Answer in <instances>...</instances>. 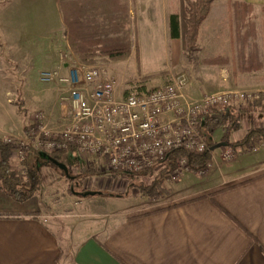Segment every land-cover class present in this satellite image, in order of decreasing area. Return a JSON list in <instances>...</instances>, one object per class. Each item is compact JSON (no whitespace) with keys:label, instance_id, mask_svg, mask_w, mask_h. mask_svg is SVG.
<instances>
[{"label":"crops","instance_id":"0c3cea01","mask_svg":"<svg viewBox=\"0 0 264 264\" xmlns=\"http://www.w3.org/2000/svg\"><path fill=\"white\" fill-rule=\"evenodd\" d=\"M179 1L173 4V0H166L164 6L163 31L167 41L179 40L183 35L185 37L186 30L182 28L179 17ZM218 1L213 2L210 14ZM57 2L59 31L63 36L59 33L47 37L40 50L36 51L33 47L32 54L26 55L28 67L34 71L39 68L38 85H45L46 81L39 75L44 70L52 69L48 67L55 65L56 69L60 67L66 72L67 65L62 62L63 53L70 51L77 55L70 43V29L65 17L69 16L76 26L84 27H109L114 25L116 18H121V23L129 26V40H134V34L137 36V47L132 48L133 56L134 51H140L138 42L154 30L151 24H158V16H161L157 0ZM227 3L232 12L236 51L234 54L224 52L207 60L211 65H220L226 70L232 66L236 72L234 74L249 75L254 83L248 88L263 91L264 69L244 72L239 61L251 56L264 61V50L259 46L262 40L259 23L263 25L264 22L259 17L264 13V0H227ZM233 3L246 4L250 15L246 19L235 17ZM173 15L177 16L178 37L172 34ZM134 17L135 32L131 29ZM206 20L201 27L199 40ZM245 23L250 27L237 26ZM111 32L116 30L112 28ZM19 58L16 70H20ZM0 73L3 83L1 65ZM31 78L29 73V103L36 104L37 99L42 97L35 90L36 84L31 83ZM59 105L58 97L54 99L52 109H49L50 116L47 113L54 123ZM52 122L49 120V125ZM253 153L256 154L252 156ZM37 154L45 162H52L50 154ZM213 164L216 170L212 172V185L207 192L171 204L166 202L168 197L163 198L141 212L125 217L111 216L85 231L77 229V222L71 227L67 238L61 236L58 216L49 219L36 197L18 201L0 190V264H264V145L230 161L214 157ZM217 171L224 177L218 176ZM60 203L57 200V205Z\"/></svg>","mask_w":264,"mask_h":264},{"label":"rangeland","instance_id":"374dc122","mask_svg":"<svg viewBox=\"0 0 264 264\" xmlns=\"http://www.w3.org/2000/svg\"><path fill=\"white\" fill-rule=\"evenodd\" d=\"M175 1L173 0V4ZM157 2L161 16H158V24H151L154 30L138 42L140 51H134L135 55L131 54L128 59L121 61H109L102 59L101 56L100 61L95 63L104 65L117 76L121 82V84L119 83L121 89L138 93L161 86L174 77L184 75L190 82L193 96L235 89L259 92L257 89L248 88L250 84L254 83L249 75L234 74L236 72L233 71L232 66L226 70L220 65H211L207 60L210 57L222 55L224 52L234 54L236 51L232 12L227 0L216 2L204 24L201 39L194 49L187 46L184 35L179 40L167 41L165 39L163 16L166 0H157ZM179 5L182 28L186 30L188 2L180 0ZM59 15L57 0H0V65L3 66L2 74L5 80L3 83L0 81V141L6 137L16 140L30 138L33 115L40 111L45 114L49 113L50 116L49 109H52L54 99L60 97L54 83L46 81L45 85L37 84L39 68L35 71L32 70V67H28L26 59L28 53L32 54L33 47L36 48V51L42 48L47 37H54L59 33L63 36L59 31ZM259 18L264 21V13L260 14ZM131 23V29L135 32V17ZM260 23L262 40L259 46L264 50V22H262L263 25ZM133 39L131 41L132 48L133 46L135 48L137 47L135 34ZM65 53L71 60L76 58L85 65H93L82 62L73 52ZM18 57H20V70L15 69ZM215 58L219 60V57ZM35 65L39 66L38 63ZM55 67L54 65L48 68L55 70ZM57 69L63 74L67 72V70L64 72L60 67ZM28 71L32 76L31 83L36 84L35 90L42 97L37 99L36 104L29 103ZM44 71L39 75L42 80H44ZM262 81L264 82L263 79ZM247 104L239 102L219 109V112H223L226 117L223 127L216 132L213 140L214 143L224 144L221 145V148L214 150L216 159L223 157L225 161H230L245 153L242 148L238 149L227 145L225 139L239 140L251 128L264 127V111L252 110L248 108ZM230 114H235L236 120L239 122L237 129H234L232 133L230 130L235 128L236 123L232 124ZM52 119L49 117L51 122ZM56 119L55 123L48 124L49 128L58 129L60 105ZM263 145L264 143L258 144L255 148H261ZM37 152L39 151H29L24 159H28L31 167L36 166L40 170L42 185L34 197L40 200L43 213L49 219L58 216L61 226L60 233L63 238L69 237L71 227L77 222L79 224L77 229L85 231L86 228L93 227L101 220H107L115 215L125 217L128 214L141 212L153 206L155 201H159L142 196L133 186L137 181L148 178L138 174L133 176L114 172L104 174V171H101L104 168L102 159L91 163L90 158L81 152L69 150L60 152L64 153L61 163L52 164L50 161L45 162ZM254 154L256 153H253L252 156ZM12 158L18 162L23 161L18 158L16 148ZM213 160L204 174L201 171H184L183 174L168 182L167 186L171 188L172 193L166 199L167 204L188 200L199 193L207 192L212 185L210 180L212 172L216 170ZM105 170L108 171V169ZM217 172L218 176L224 177L220 171ZM104 177L113 178L115 183L109 185L110 187L107 186V181L110 179L104 181L102 180ZM83 188L90 191L100 190L97 195L84 197L81 192ZM57 200L61 201L59 205H57Z\"/></svg>","mask_w":264,"mask_h":264},{"label":"built area","instance_id":"2783aa9c","mask_svg":"<svg viewBox=\"0 0 264 264\" xmlns=\"http://www.w3.org/2000/svg\"><path fill=\"white\" fill-rule=\"evenodd\" d=\"M68 56L62 54L65 74L58 69L43 73L60 94L58 129L49 128V116L38 111L32 118L30 138L1 140L17 149L20 160L31 150L51 155L75 150L91 163L102 159L104 174H139L162 163L175 149L210 152L214 157L205 131L211 115L228 105L251 102L257 93L235 89L193 96L184 75L132 93L121 89L119 78L104 65H85ZM180 166L175 177L190 170L187 158ZM102 180H108L107 186L115 183L111 177Z\"/></svg>","mask_w":264,"mask_h":264},{"label":"trees","instance_id":"16d2710c","mask_svg":"<svg viewBox=\"0 0 264 264\" xmlns=\"http://www.w3.org/2000/svg\"><path fill=\"white\" fill-rule=\"evenodd\" d=\"M214 1L187 0L188 17L186 18L185 42L189 48H196L201 27L210 14ZM233 7L234 16L239 19H246L250 15V10L246 4L233 3ZM65 22L70 29V43L79 59L86 64L99 62L101 56L102 59L109 61H121L128 59L132 54V43L128 38L129 26L121 23V18H116L114 25L109 27L107 25L76 26V23L68 17H65ZM237 26L240 28L250 27L247 23L238 24ZM112 28L116 32L112 33ZM86 29L88 30L85 31ZM171 29L173 37H178L179 26L175 15L171 17ZM239 65L244 72L264 69V61L257 56L240 59ZM247 106L252 110L264 111V92H257L254 100L248 102ZM225 117L223 112L215 111L205 126L211 147L218 144L214 143L213 140L216 132L223 127ZM230 117L232 124L236 123L235 128H230V133H232L234 129H237L239 122H237L235 114H230ZM225 142L231 147L242 148L245 153H249L256 145L264 143V127H253L241 139L233 141L225 139ZM14 151L15 148L12 145L0 141V190L9 194L15 200L25 201L36 195V192L41 188L42 178L39 168L36 166L31 167L28 159L19 162L14 160L12 158ZM63 155L64 153L52 154V164L61 163L64 158ZM184 158H187L190 170L193 172L208 169L213 160L210 152L199 154L188 153L183 149H175L168 154L162 163L139 173V176L148 179L139 180L133 186L138 189L142 196L150 200H160L170 196L172 190L167 184L180 170V163ZM133 175L136 174H131V176ZM88 191L90 190L87 188L81 190L82 193Z\"/></svg>","mask_w":264,"mask_h":264},{"label":"water","instance_id":"95a60500","mask_svg":"<svg viewBox=\"0 0 264 264\" xmlns=\"http://www.w3.org/2000/svg\"><path fill=\"white\" fill-rule=\"evenodd\" d=\"M221 145H224L223 143L222 144H217V145H215V146H213L211 149L212 150H215L216 148H219V147H221ZM43 154H45V153H43ZM49 156V155H48ZM99 192H96V191H88V192H85V193H82V195L84 196V197H88V196H94V195H97Z\"/></svg>","mask_w":264,"mask_h":264}]
</instances>
